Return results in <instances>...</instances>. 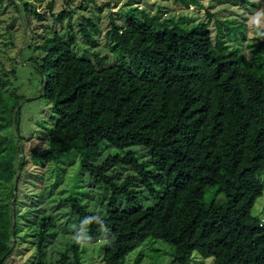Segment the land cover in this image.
Masks as SVG:
<instances>
[{"label": "trees", "instance_id": "1", "mask_svg": "<svg viewBox=\"0 0 264 264\" xmlns=\"http://www.w3.org/2000/svg\"><path fill=\"white\" fill-rule=\"evenodd\" d=\"M174 2L200 7L199 0ZM211 17L189 23L185 15L161 19L133 10L124 26L112 23L108 30L116 61L102 68L106 57L94 56L93 64L73 53L72 36L67 42L51 33L36 45L42 54L35 65L54 122L46 128L45 148L32 153V161L43 164L77 153L79 169L109 196L100 210L74 195L53 201L50 210L32 204L23 215L33 234V264H81V232L87 243L106 241L103 264H122L148 239L172 247L171 264H190L193 253L212 258V264H264V224L252 215L264 191L259 179L264 173V27L252 45L255 55L247 58L226 43L236 33L244 38L242 27L216 20L212 42ZM89 27L99 30L89 18L80 24L94 47ZM4 84L0 80V87ZM12 117L17 132L19 110ZM107 148L119 153L99 160ZM132 148H140L146 161L137 160ZM6 149L0 147V155ZM14 150L20 170L22 146ZM3 161L0 156V169ZM4 177L9 187L0 199V243H8L15 231L8 205L15 198L16 172ZM207 190L212 197L206 204ZM140 195L149 204L130 211L118 207L138 203ZM58 218L67 235L52 254ZM231 221L252 234L240 239Z\"/></svg>", "mask_w": 264, "mask_h": 264}, {"label": "rangeland", "instance_id": "2", "mask_svg": "<svg viewBox=\"0 0 264 264\" xmlns=\"http://www.w3.org/2000/svg\"><path fill=\"white\" fill-rule=\"evenodd\" d=\"M247 1H258L260 5L258 8L250 7L242 0H199L200 7L189 8L181 7L174 0H0V80L5 83L0 87V147H7L0 155L4 158L3 162H6L1 167L3 169H0V199L8 192V180L4 176H8L10 170L16 172L17 184L15 198L8 205L11 211L14 210L15 231L8 243H0L2 264H33V234L23 215L32 208V204L40 202L41 206L50 210L54 205L53 201L74 195L83 198L84 203L90 202V209L100 210L109 196L79 169L77 153L69 152L58 161L45 160L43 164L32 161V153L45 148L46 128L54 122L52 106L43 97L44 77L35 65L42 54L36 49V45L51 33H57L66 41L72 36L73 42H67L78 58L95 64L94 56L106 57L107 61L100 68L110 66L116 59L109 52L107 32L112 23L124 26L126 16L137 10L161 19L185 15L189 18V23L207 21L208 15H211L208 27L212 42L216 34V20L234 23V26L242 27L245 37L236 33L226 39V43L230 47H239L241 53L250 58L255 55L252 45L257 44L259 30L264 27V0ZM59 17L62 19L60 22ZM87 18L99 29L97 32L89 27L90 35L96 40L97 45L94 47L87 42L80 30V24H85ZM16 99H20L17 105ZM14 105V112L19 110L20 113L17 132L14 121L12 128L10 124ZM15 146H22L24 163L20 170V159L15 153ZM132 151L137 160L146 161L140 148H132ZM117 153L119 151L107 148L99 160L108 154ZM259 179L264 183V173L259 175ZM209 191L204 197L206 204L212 197ZM147 204L148 198L140 195L138 203H122L118 207L130 211ZM252 215L264 224V191L256 200ZM63 221L62 218L57 219L60 231L53 240L52 254H55L60 239L67 235L62 230ZM229 227L242 240L252 234V230L242 229L234 221H231ZM74 231L77 234V230ZM79 239L81 264H103L101 257L106 241L101 238L95 243H87L82 232ZM172 251L170 245L160 240L148 239L129 253L122 264H171ZM212 262V258H202L193 253L190 264Z\"/></svg>", "mask_w": 264, "mask_h": 264}, {"label": "built area", "instance_id": "3", "mask_svg": "<svg viewBox=\"0 0 264 264\" xmlns=\"http://www.w3.org/2000/svg\"><path fill=\"white\" fill-rule=\"evenodd\" d=\"M262 225H263V221L260 220V222H259V226H262Z\"/></svg>", "mask_w": 264, "mask_h": 264}]
</instances>
